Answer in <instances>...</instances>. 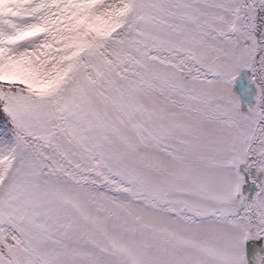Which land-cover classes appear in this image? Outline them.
<instances>
[{"label": "snow or ice", "instance_id": "obj_1", "mask_svg": "<svg viewBox=\"0 0 264 264\" xmlns=\"http://www.w3.org/2000/svg\"><path fill=\"white\" fill-rule=\"evenodd\" d=\"M0 264H264V0H0Z\"/></svg>", "mask_w": 264, "mask_h": 264}]
</instances>
